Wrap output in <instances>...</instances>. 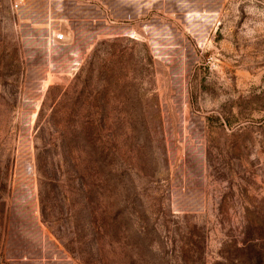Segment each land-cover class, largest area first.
Masks as SVG:
<instances>
[{"label": "rangeland", "instance_id": "rangeland-1", "mask_svg": "<svg viewBox=\"0 0 264 264\" xmlns=\"http://www.w3.org/2000/svg\"><path fill=\"white\" fill-rule=\"evenodd\" d=\"M16 3L0 264H264V0Z\"/></svg>", "mask_w": 264, "mask_h": 264}, {"label": "built area", "instance_id": "built-area-1", "mask_svg": "<svg viewBox=\"0 0 264 264\" xmlns=\"http://www.w3.org/2000/svg\"><path fill=\"white\" fill-rule=\"evenodd\" d=\"M25 3V0H17L16 7L21 6ZM64 39V34L63 33H55V32H50L48 34V41L49 43H56L59 41H62Z\"/></svg>", "mask_w": 264, "mask_h": 264}, {"label": "crops", "instance_id": "crops-1", "mask_svg": "<svg viewBox=\"0 0 264 264\" xmlns=\"http://www.w3.org/2000/svg\"><path fill=\"white\" fill-rule=\"evenodd\" d=\"M66 30L64 31V33L66 34V41H73L74 37H73V31L72 28H66L64 27Z\"/></svg>", "mask_w": 264, "mask_h": 264}, {"label": "trees", "instance_id": "trees-1", "mask_svg": "<svg viewBox=\"0 0 264 264\" xmlns=\"http://www.w3.org/2000/svg\"><path fill=\"white\" fill-rule=\"evenodd\" d=\"M89 123V122H88ZM90 124V123H89ZM39 170H41V169H39ZM2 185H0V187H1ZM2 189L0 188V191H1ZM1 194V193H0ZM0 199H1V196H0Z\"/></svg>", "mask_w": 264, "mask_h": 264}]
</instances>
